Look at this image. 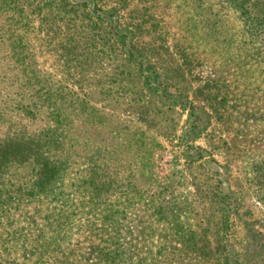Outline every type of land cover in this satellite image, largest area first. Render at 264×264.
I'll return each mask as SVG.
<instances>
[{
	"label": "trees",
	"instance_id": "1",
	"mask_svg": "<svg viewBox=\"0 0 264 264\" xmlns=\"http://www.w3.org/2000/svg\"><path fill=\"white\" fill-rule=\"evenodd\" d=\"M187 1L206 14L204 0ZM222 2L251 35L262 33L264 17H256L264 15V0ZM120 4L0 0V264H169L146 246L152 218L145 207L152 202L174 241L195 240L181 236V212L166 211L163 192L136 185L161 144L149 130H112L101 108L104 83L106 96L124 85L125 94L146 104L158 91L140 67L120 80L100 74L108 58L143 65V48L128 42L140 28L126 21ZM151 117L143 120L150 124ZM255 173L261 182L264 173ZM138 207L145 223L137 233L131 215Z\"/></svg>",
	"mask_w": 264,
	"mask_h": 264
},
{
	"label": "rangeland",
	"instance_id": "2",
	"mask_svg": "<svg viewBox=\"0 0 264 264\" xmlns=\"http://www.w3.org/2000/svg\"><path fill=\"white\" fill-rule=\"evenodd\" d=\"M204 1L206 14L187 0H113L126 4V21L137 22L140 29L128 42L143 48L145 57L141 66L121 56L105 59L100 74L120 80L140 67L158 91L149 92L146 104L125 94L124 85H113V96H106L104 83L99 101L112 130L142 128L161 144L136 185L163 192L166 211L181 212V236L195 238L192 245L174 241L153 215L152 202L145 207L152 218L148 249L169 264H264V201L258 195L264 178L258 182L255 173L258 167L264 173V30L251 35L222 0ZM221 98L226 103L220 107ZM149 115L150 124L143 120ZM144 211L138 207L131 215L137 233L143 232Z\"/></svg>",
	"mask_w": 264,
	"mask_h": 264
}]
</instances>
